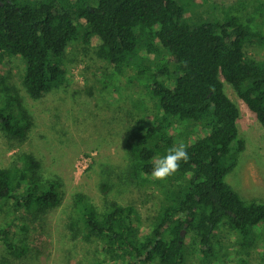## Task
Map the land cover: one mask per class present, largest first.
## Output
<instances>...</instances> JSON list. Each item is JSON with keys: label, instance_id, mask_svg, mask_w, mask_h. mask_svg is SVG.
<instances>
[{"label": "trees", "instance_id": "trees-1", "mask_svg": "<svg viewBox=\"0 0 264 264\" xmlns=\"http://www.w3.org/2000/svg\"><path fill=\"white\" fill-rule=\"evenodd\" d=\"M179 1L0 0V68L20 57L30 98L64 83L67 49L80 39L85 51L111 66V75L134 64L130 81L143 85L153 101L152 111L137 114L126 129V164L116 175L158 191L156 208L143 216L132 202L98 208L82 194L73 197L69 228L82 229L97 244L92 264H185L188 255L196 264H215L227 257L218 237L223 229L235 236V264H245L258 241L263 248L255 264H264V202L242 199L224 181L243 149L238 107L224 82L264 132V58L245 50L252 41L264 43V29L258 19L256 29L233 16L192 20ZM262 6L259 0L249 13L260 18ZM31 125L20 99L5 95L0 132L21 142ZM193 125L204 133L191 136L198 129ZM181 142L188 161L166 181L154 180V160ZM100 186L107 190L105 181ZM61 192L60 181L43 175L40 157L31 152L18 151L0 166V211L11 208L12 215L0 221L7 254L0 264L25 254L26 219L42 220Z\"/></svg>", "mask_w": 264, "mask_h": 264}, {"label": "rangeland", "instance_id": "rangeland-1", "mask_svg": "<svg viewBox=\"0 0 264 264\" xmlns=\"http://www.w3.org/2000/svg\"><path fill=\"white\" fill-rule=\"evenodd\" d=\"M258 1L188 0V4L187 0H180L179 3L185 9L184 15L192 20L196 15L209 18L213 14V17L221 19L233 16L247 23L251 29H256L255 21L258 19L260 28L264 29V0H260L263 2L260 18L249 13L252 5L255 6ZM231 5L233 10H230L232 7L226 8ZM84 49L85 45L80 39L71 43L64 60V83L50 88L38 99L30 98L21 84L24 62L20 57L8 58V62L3 64L5 66L0 68V78H4L0 82V102L8 94L18 97L32 120L21 142L0 132V166H6L18 151L31 152L35 157H40L43 175L57 178L62 191L60 203L48 211L42 220L26 219L28 230L24 233V241L27 250L19 259L9 256L11 264L94 262L98 256L97 244L87 241L82 229L69 228L74 216L75 194L84 195L98 208L109 201L119 204L132 202L143 216L154 210L160 199L159 192L153 188L136 186L134 182L116 175L123 171L126 164V129L137 114L151 112L154 107L143 85L130 81L136 66L128 63L123 73L111 75L110 65ZM245 50L253 57L264 58V43L252 41L245 46ZM224 89L237 104V134L243 141V149L224 181L242 199L264 202L263 128L225 82ZM197 126H192V130L198 129L191 136L204 133V128ZM104 181L108 186L105 192L100 186ZM9 210L2 208L0 221L12 216ZM218 233L228 252L226 258L215 264H235L237 246L234 234L226 229ZM262 248L259 241L250 247L251 254L245 257V264H255ZM6 255L0 244V258ZM196 263L197 257H186L185 264Z\"/></svg>", "mask_w": 264, "mask_h": 264}, {"label": "clouds", "instance_id": "clouds-1", "mask_svg": "<svg viewBox=\"0 0 264 264\" xmlns=\"http://www.w3.org/2000/svg\"><path fill=\"white\" fill-rule=\"evenodd\" d=\"M189 155L187 145L179 143L170 148L167 154L154 160L151 176L154 180L166 181L180 168L181 162H187Z\"/></svg>", "mask_w": 264, "mask_h": 264}]
</instances>
